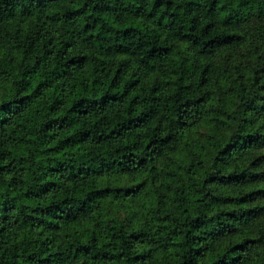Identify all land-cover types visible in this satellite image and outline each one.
I'll use <instances>...</instances> for the list:
<instances>
[{
	"label": "trees",
	"instance_id": "1",
	"mask_svg": "<svg viewBox=\"0 0 264 264\" xmlns=\"http://www.w3.org/2000/svg\"><path fill=\"white\" fill-rule=\"evenodd\" d=\"M264 0H0V264H264Z\"/></svg>",
	"mask_w": 264,
	"mask_h": 264
},
{
	"label": "rangeland",
	"instance_id": "2",
	"mask_svg": "<svg viewBox=\"0 0 264 264\" xmlns=\"http://www.w3.org/2000/svg\"><path fill=\"white\" fill-rule=\"evenodd\" d=\"M264 194V193H263ZM263 200H264V197H263Z\"/></svg>",
	"mask_w": 264,
	"mask_h": 264
}]
</instances>
